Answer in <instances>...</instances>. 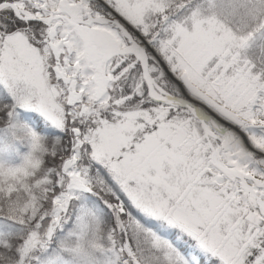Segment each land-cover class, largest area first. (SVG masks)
<instances>
[{"label": "snow or ice", "instance_id": "1", "mask_svg": "<svg viewBox=\"0 0 264 264\" xmlns=\"http://www.w3.org/2000/svg\"><path fill=\"white\" fill-rule=\"evenodd\" d=\"M0 264H264V0H0Z\"/></svg>", "mask_w": 264, "mask_h": 264}]
</instances>
